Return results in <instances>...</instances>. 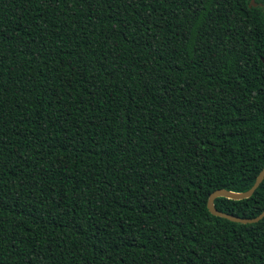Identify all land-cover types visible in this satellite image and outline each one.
Masks as SVG:
<instances>
[{"label":"trees","instance_id":"16d2710c","mask_svg":"<svg viewBox=\"0 0 264 264\" xmlns=\"http://www.w3.org/2000/svg\"><path fill=\"white\" fill-rule=\"evenodd\" d=\"M254 2L0 0V264H264Z\"/></svg>","mask_w":264,"mask_h":264},{"label":"water","instance_id":"95a60500","mask_svg":"<svg viewBox=\"0 0 264 264\" xmlns=\"http://www.w3.org/2000/svg\"><path fill=\"white\" fill-rule=\"evenodd\" d=\"M251 5L256 6V3L254 2V0H250L249 6ZM263 178H264V164L261 170L259 171V173L257 174L254 180V183L247 190L242 191V192H235V191L226 190L223 188L215 189L209 194L207 198L206 205H207L209 212L213 215L223 217L230 221L239 222V223H254V222L259 221L262 217H264V210L254 217H250V218L239 217L233 214L219 211L214 205V199L217 197H226V198L235 199V200L248 198L253 194L254 190L258 187V185L263 180Z\"/></svg>","mask_w":264,"mask_h":264}]
</instances>
